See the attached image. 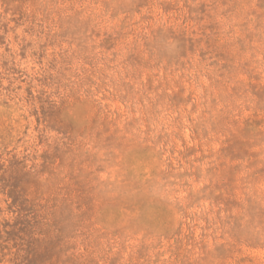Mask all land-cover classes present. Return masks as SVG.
<instances>
[{"label":"rangeland","instance_id":"rangeland-1","mask_svg":"<svg viewBox=\"0 0 264 264\" xmlns=\"http://www.w3.org/2000/svg\"><path fill=\"white\" fill-rule=\"evenodd\" d=\"M0 264H264V0H0Z\"/></svg>","mask_w":264,"mask_h":264}]
</instances>
